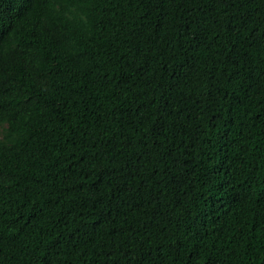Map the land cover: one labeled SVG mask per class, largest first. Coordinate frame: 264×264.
I'll list each match as a JSON object with an SVG mask.
<instances>
[{"label":"trees","instance_id":"1","mask_svg":"<svg viewBox=\"0 0 264 264\" xmlns=\"http://www.w3.org/2000/svg\"><path fill=\"white\" fill-rule=\"evenodd\" d=\"M0 264H264V0H0Z\"/></svg>","mask_w":264,"mask_h":264}]
</instances>
